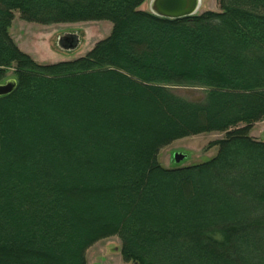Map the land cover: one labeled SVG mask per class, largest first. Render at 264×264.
<instances>
[{"label": "trees", "instance_id": "obj_1", "mask_svg": "<svg viewBox=\"0 0 264 264\" xmlns=\"http://www.w3.org/2000/svg\"><path fill=\"white\" fill-rule=\"evenodd\" d=\"M144 1L0 0V83L10 68L16 81L0 94V264H87L110 235L131 264H264V139L250 134L264 118V0L180 17ZM15 10L112 27L83 55L40 62L9 33ZM214 130L208 159L158 161Z\"/></svg>", "mask_w": 264, "mask_h": 264}, {"label": "rangeland", "instance_id": "obj_2", "mask_svg": "<svg viewBox=\"0 0 264 264\" xmlns=\"http://www.w3.org/2000/svg\"><path fill=\"white\" fill-rule=\"evenodd\" d=\"M150 0H145L140 7L149 9ZM220 9L218 0H201L197 11L204 9ZM112 22L108 19H94L82 21H65L52 23H38L20 17L15 10L9 26V33L20 49L40 62H56L72 59L83 55L99 39L105 37L111 30ZM65 32H76L79 41L75 47L64 49L58 45V37ZM2 82L14 76L10 68ZM181 94L189 98L203 96L201 87H176ZM224 131H202L174 139L162 146L157 154L158 161L166 167L184 166L201 162L213 156L217 145L212 141L223 137ZM250 134L258 139H264V118L256 121ZM175 154H181L176 159ZM120 239L117 235H110L94 242L86 251L87 264H131L124 261L119 251Z\"/></svg>", "mask_w": 264, "mask_h": 264}, {"label": "water", "instance_id": "obj_3", "mask_svg": "<svg viewBox=\"0 0 264 264\" xmlns=\"http://www.w3.org/2000/svg\"><path fill=\"white\" fill-rule=\"evenodd\" d=\"M201 0H150V10L158 15L166 17H180L183 15L196 13ZM79 35L76 32H65L58 37V45L64 49L75 47L79 41ZM68 42V43H66ZM16 84L14 78H8L0 83V94L11 91ZM176 159L181 154H175Z\"/></svg>", "mask_w": 264, "mask_h": 264}, {"label": "flooded vegetation", "instance_id": "obj_4", "mask_svg": "<svg viewBox=\"0 0 264 264\" xmlns=\"http://www.w3.org/2000/svg\"><path fill=\"white\" fill-rule=\"evenodd\" d=\"M66 43H68V42H66Z\"/></svg>", "mask_w": 264, "mask_h": 264}]
</instances>
